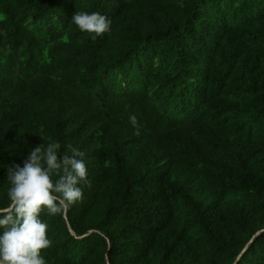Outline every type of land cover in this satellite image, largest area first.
Masks as SVG:
<instances>
[{"label": "trees", "instance_id": "obj_1", "mask_svg": "<svg viewBox=\"0 0 264 264\" xmlns=\"http://www.w3.org/2000/svg\"><path fill=\"white\" fill-rule=\"evenodd\" d=\"M51 141L89 183L46 264H264V0H0V207Z\"/></svg>", "mask_w": 264, "mask_h": 264}, {"label": "clouds", "instance_id": "obj_2", "mask_svg": "<svg viewBox=\"0 0 264 264\" xmlns=\"http://www.w3.org/2000/svg\"><path fill=\"white\" fill-rule=\"evenodd\" d=\"M72 22L93 38L110 32L111 19L99 12L78 11ZM134 135L141 126L136 115L129 116ZM39 136L44 140L41 129ZM61 144L51 141L36 146L20 164L7 170L9 203L0 207V264H46L42 250L52 247L49 225L41 213L55 216L82 201L81 185H88L85 152L68 145L71 155H58ZM55 177V179H53Z\"/></svg>", "mask_w": 264, "mask_h": 264}]
</instances>
